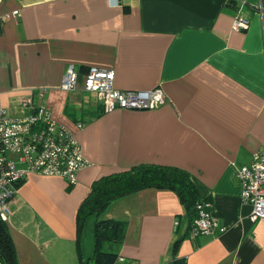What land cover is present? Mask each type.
Returning a JSON list of instances; mask_svg holds the SVG:
<instances>
[{
	"label": "crops",
	"instance_id": "0c3cea01",
	"mask_svg": "<svg viewBox=\"0 0 264 264\" xmlns=\"http://www.w3.org/2000/svg\"><path fill=\"white\" fill-rule=\"evenodd\" d=\"M237 16L246 28H231ZM69 64L79 79L111 68L116 88L159 87L166 101L104 111L95 93L60 87ZM29 94L87 165L73 185L35 172L18 182L6 220L18 264L93 262L96 215L78 232V206L93 181L142 162L186 170L226 228L191 236L175 191L144 187L99 212L126 221L123 241L104 244L116 264H264V218H250L236 176L264 148V0H0V103L19 117Z\"/></svg>",
	"mask_w": 264,
	"mask_h": 264
},
{
	"label": "built area",
	"instance_id": "2783aa9c",
	"mask_svg": "<svg viewBox=\"0 0 264 264\" xmlns=\"http://www.w3.org/2000/svg\"><path fill=\"white\" fill-rule=\"evenodd\" d=\"M247 26L248 20L237 16L231 28L242 30ZM113 79V69L99 66H89L79 79V72L69 64L60 87L66 91L81 89L95 93L104 111L117 107L150 109L166 101L159 87L119 89ZM19 103L28 109L27 114L19 117L10 116L0 103V218L5 221L11 212L9 200L27 173L56 174L73 185L79 170L87 165L81 144L67 126L51 117L47 105L35 103L31 94L23 96ZM81 125L77 122V126ZM10 154L15 155V160ZM16 160L23 166H16ZM236 176L241 184V200L251 208L250 218H264V148L254 150L249 162L237 167ZM210 207L206 199L196 203L197 215L188 227L191 236L225 230L226 225L219 222ZM174 225L178 227L179 221Z\"/></svg>",
	"mask_w": 264,
	"mask_h": 264
},
{
	"label": "trees",
	"instance_id": "16d2710c",
	"mask_svg": "<svg viewBox=\"0 0 264 264\" xmlns=\"http://www.w3.org/2000/svg\"><path fill=\"white\" fill-rule=\"evenodd\" d=\"M144 187L169 188L175 191L184 207L183 222L187 228L197 215L196 203L205 199L198 195L188 172L173 165L142 162L99 177L92 182L89 192L78 206L76 215L78 232L82 230L84 219L88 214L96 215L92 233L93 251L91 259L93 264H116L118 254L115 251L104 249V244L121 243L126 227L125 220L101 218L99 212L111 200ZM179 238L175 239L173 249L180 240ZM0 261L2 264H18L7 223L1 218ZM169 264L182 263L173 257Z\"/></svg>",
	"mask_w": 264,
	"mask_h": 264
},
{
	"label": "rangeland",
	"instance_id": "374dc122",
	"mask_svg": "<svg viewBox=\"0 0 264 264\" xmlns=\"http://www.w3.org/2000/svg\"><path fill=\"white\" fill-rule=\"evenodd\" d=\"M88 259V258H87ZM93 262L92 261H89L88 264H92Z\"/></svg>",
	"mask_w": 264,
	"mask_h": 264
}]
</instances>
